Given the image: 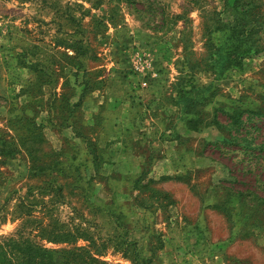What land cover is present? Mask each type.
Listing matches in <instances>:
<instances>
[{"label": "rangeland", "instance_id": "rangeland-1", "mask_svg": "<svg viewBox=\"0 0 264 264\" xmlns=\"http://www.w3.org/2000/svg\"><path fill=\"white\" fill-rule=\"evenodd\" d=\"M261 160L264 0H0V264H264Z\"/></svg>", "mask_w": 264, "mask_h": 264}, {"label": "trees", "instance_id": "trees-1", "mask_svg": "<svg viewBox=\"0 0 264 264\" xmlns=\"http://www.w3.org/2000/svg\"><path fill=\"white\" fill-rule=\"evenodd\" d=\"M259 166L260 167L264 166V160H261L259 162ZM240 170H242V172H244L243 174H246V173L251 174V172H252V169H244V168H242ZM253 175L255 177V180H254L255 181V184L258 185V186H260V185H263L264 186V177H259L258 173L257 174L254 173ZM232 177H234V180H237L234 175H232ZM230 188L233 189L237 193H246V192L247 193H253L254 192L253 189H251V188H246V189H236V188H232V187H230ZM260 197L262 199H264L263 196H260Z\"/></svg>", "mask_w": 264, "mask_h": 264}]
</instances>
